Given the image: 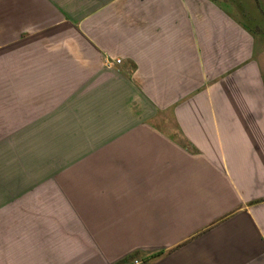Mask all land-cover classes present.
I'll use <instances>...</instances> for the list:
<instances>
[{"label": "crops", "instance_id": "obj_1", "mask_svg": "<svg viewBox=\"0 0 264 264\" xmlns=\"http://www.w3.org/2000/svg\"><path fill=\"white\" fill-rule=\"evenodd\" d=\"M121 261L264 264V0H0V264Z\"/></svg>", "mask_w": 264, "mask_h": 264}, {"label": "rangeland", "instance_id": "obj_2", "mask_svg": "<svg viewBox=\"0 0 264 264\" xmlns=\"http://www.w3.org/2000/svg\"><path fill=\"white\" fill-rule=\"evenodd\" d=\"M41 153H46L48 151V145H40ZM49 150H51V145H49Z\"/></svg>", "mask_w": 264, "mask_h": 264}, {"label": "trees", "instance_id": "obj_3", "mask_svg": "<svg viewBox=\"0 0 264 264\" xmlns=\"http://www.w3.org/2000/svg\"><path fill=\"white\" fill-rule=\"evenodd\" d=\"M127 260H128V259H127ZM119 264H122V261H121Z\"/></svg>", "mask_w": 264, "mask_h": 264}]
</instances>
